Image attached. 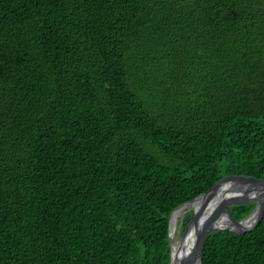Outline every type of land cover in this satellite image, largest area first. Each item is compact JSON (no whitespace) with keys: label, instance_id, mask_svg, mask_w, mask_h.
Segmentation results:
<instances>
[{"label":"trees","instance_id":"16d2710c","mask_svg":"<svg viewBox=\"0 0 264 264\" xmlns=\"http://www.w3.org/2000/svg\"><path fill=\"white\" fill-rule=\"evenodd\" d=\"M235 176L264 180V0H0V264H169L172 211ZM202 264H264V215Z\"/></svg>","mask_w":264,"mask_h":264},{"label":"water","instance_id":"95a60500","mask_svg":"<svg viewBox=\"0 0 264 264\" xmlns=\"http://www.w3.org/2000/svg\"><path fill=\"white\" fill-rule=\"evenodd\" d=\"M224 186L226 188L218 193ZM250 203H255V206L246 217L236 221L230 216L228 210L230 207ZM194 205L197 206L196 209ZM180 210L182 214L175 221L172 229L173 215ZM188 213H192V218L184 229H181V223ZM263 215L264 180L241 176L221 179L207 192L180 205L170 214L168 222L169 264H202L204 241L211 233L217 231L234 234L251 232L259 225ZM174 235L178 241L175 251L172 250Z\"/></svg>","mask_w":264,"mask_h":264},{"label":"bare ground","instance_id":"6f19581e","mask_svg":"<svg viewBox=\"0 0 264 264\" xmlns=\"http://www.w3.org/2000/svg\"><path fill=\"white\" fill-rule=\"evenodd\" d=\"M226 188V186H224V187H222L221 189H220V191H218V193H221L224 189ZM219 195V194H218ZM196 205H194L193 207L196 209L197 208V206L195 207ZM182 214V210H180L179 212H176V213H174V215H173V218H172V229H173V225L175 224V221L180 217V215ZM249 222V221H248ZM247 222V223H248ZM177 239L175 238V235H174V238H173V245H172V250L173 251H175L176 250V248H177ZM191 244L189 245V251H190V249H191Z\"/></svg>","mask_w":264,"mask_h":264},{"label":"rangeland","instance_id":"374dc122","mask_svg":"<svg viewBox=\"0 0 264 264\" xmlns=\"http://www.w3.org/2000/svg\"><path fill=\"white\" fill-rule=\"evenodd\" d=\"M179 224V223H178ZM175 234H176V231H175Z\"/></svg>","mask_w":264,"mask_h":264}]
</instances>
